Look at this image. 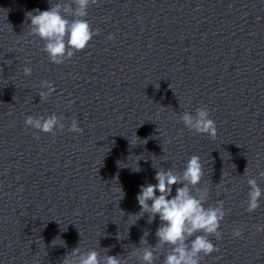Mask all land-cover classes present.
Instances as JSON below:
<instances>
[{
    "label": "clouds",
    "instance_id": "1",
    "mask_svg": "<svg viewBox=\"0 0 264 264\" xmlns=\"http://www.w3.org/2000/svg\"><path fill=\"white\" fill-rule=\"evenodd\" d=\"M96 3L97 0H71L70 3L50 4L48 10L35 9L27 13V19L30 20L28 25L30 35L45 41L43 51L48 54L52 63L60 65L70 60L76 52L88 47L93 37L99 34V30H93L87 20L88 9ZM23 72L24 75L30 76L32 69L25 66ZM41 88L48 89L47 92H39L41 100H47L55 91L53 84L48 81H42ZM63 119V116L57 117L55 114L47 118L29 115L24 123L27 127L55 135L57 130L64 129ZM179 119L189 131L207 134L211 139L217 136L216 123L210 118L207 107L198 108L194 115L186 111ZM68 131L83 134L84 129L79 127L76 119H73ZM153 168L157 169L155 180L158 183L140 186V192L136 196L140 212L131 216H135L137 221L148 214V223H152L159 216L160 226L156 230L158 242L155 246L137 249L134 254L137 255L140 264H155L157 249L168 246L170 250L165 255L163 264H200L204 256L218 251L209 237L215 236L218 240L222 238L220 225L226 215L223 202L218 201L215 206L205 207L208 190L197 187L203 177L198 155L193 154L188 159L182 173L174 171L173 168L154 166ZM133 171L139 172V166ZM260 176L264 178V172L260 173ZM247 184L250 187L247 211L254 212L260 207V199L264 192L255 178H249ZM174 185L182 186L176 187V194L173 196ZM124 195L121 189L120 199ZM257 231H264V225L257 226ZM147 235L148 232H145L140 243H147L145 238ZM241 235V229L233 231L234 237L239 238ZM104 250L105 253L109 251ZM63 264H125V262L119 255L101 256L96 250L82 252L77 247L63 259Z\"/></svg>",
    "mask_w": 264,
    "mask_h": 264
}]
</instances>
